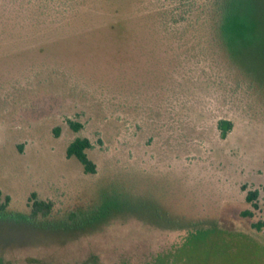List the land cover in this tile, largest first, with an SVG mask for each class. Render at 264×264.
Segmentation results:
<instances>
[{
	"label": "rangeland",
	"instance_id": "rangeland-1",
	"mask_svg": "<svg viewBox=\"0 0 264 264\" xmlns=\"http://www.w3.org/2000/svg\"><path fill=\"white\" fill-rule=\"evenodd\" d=\"M254 99L212 46L206 16L174 0H0L3 198L63 199L119 175L157 185L141 187L142 214L81 237L17 248L0 234V264H264V237L249 229L264 221ZM78 137L93 144L96 175L66 156ZM148 204L155 218L203 224L168 229Z\"/></svg>",
	"mask_w": 264,
	"mask_h": 264
},
{
	"label": "trees",
	"instance_id": "trees-1",
	"mask_svg": "<svg viewBox=\"0 0 264 264\" xmlns=\"http://www.w3.org/2000/svg\"><path fill=\"white\" fill-rule=\"evenodd\" d=\"M174 1L186 14L198 12L206 16L210 22L212 46L223 64L226 63L230 72L236 74L237 80L253 94L255 108L264 111V0ZM70 125L74 130L82 128L81 124L70 122ZM220 126L223 136H226L231 122L222 121ZM92 148L93 144L88 138L78 137L66 150L67 158L77 159L86 175L98 173V166L89 154ZM152 184L147 185L138 182L136 177L124 175L106 177L88 188L90 190H77L73 197L61 199L56 196L57 198L46 199L32 193L28 203L20 207L11 202L10 197L3 198L0 190V234L12 238L17 248L31 247L33 243L39 244L38 241L51 236L81 237L92 233L118 213L142 214L144 206L140 189L144 185L153 189ZM258 197V191H249L246 202L257 209ZM146 207L149 212L155 210L149 213L152 216L148 218L159 219L168 229L182 230L186 226L203 224L202 221L179 224L178 220L165 214L155 218V207L151 204ZM243 214L244 217L254 219V212L251 210ZM215 222L219 221L214 220ZM249 229L263 231L264 221L253 220ZM32 237L36 240L32 241Z\"/></svg>",
	"mask_w": 264,
	"mask_h": 264
},
{
	"label": "crops",
	"instance_id": "crops-1",
	"mask_svg": "<svg viewBox=\"0 0 264 264\" xmlns=\"http://www.w3.org/2000/svg\"><path fill=\"white\" fill-rule=\"evenodd\" d=\"M253 232H255V231H253ZM256 232H257L256 235H258V237H264V230L260 231V232H258V231H256Z\"/></svg>",
	"mask_w": 264,
	"mask_h": 264
}]
</instances>
